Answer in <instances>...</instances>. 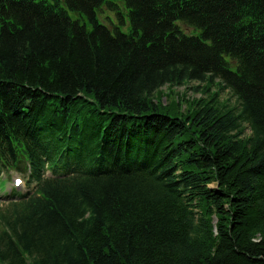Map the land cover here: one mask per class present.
I'll list each match as a JSON object with an SVG mask.
<instances>
[{
	"label": "trees",
	"instance_id": "trees-1",
	"mask_svg": "<svg viewBox=\"0 0 264 264\" xmlns=\"http://www.w3.org/2000/svg\"><path fill=\"white\" fill-rule=\"evenodd\" d=\"M0 162V264H264V0H0Z\"/></svg>",
	"mask_w": 264,
	"mask_h": 264
},
{
	"label": "rangeland",
	"instance_id": "rangeland-1",
	"mask_svg": "<svg viewBox=\"0 0 264 264\" xmlns=\"http://www.w3.org/2000/svg\"><path fill=\"white\" fill-rule=\"evenodd\" d=\"M105 14H107V13H105ZM100 21L104 23V21H106V20L103 17V18L100 19ZM180 26L185 32H187V33H191L192 32L190 27H188V26H186L184 24H180ZM198 85H199V83L196 82V81H191V82H189L187 84L179 85V86H173V87H167L165 85V86H163L161 88L162 91L164 92V96H163L162 100L165 101V102L170 100L171 99V94H173V93L186 94L187 96L199 97V96H201V91H200L201 87L197 91H195V89H194ZM169 90L172 91L171 94L169 93ZM212 90H215V89H212ZM220 97H221V99H227L228 98L230 105L235 104V102H236L235 98H233V96H231L229 94L228 90H223L221 92V94H220ZM246 132L248 133L249 131L246 130ZM3 201H4V199L2 197H0V206H1V204H6V203H3Z\"/></svg>",
	"mask_w": 264,
	"mask_h": 264
}]
</instances>
